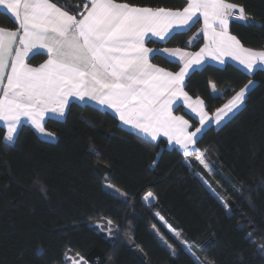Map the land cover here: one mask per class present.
<instances>
[{
	"label": "trees",
	"instance_id": "obj_1",
	"mask_svg": "<svg viewBox=\"0 0 264 264\" xmlns=\"http://www.w3.org/2000/svg\"><path fill=\"white\" fill-rule=\"evenodd\" d=\"M52 1L73 13L83 4ZM118 1L173 9L186 3ZM232 2L242 5L254 23L232 21L230 32L246 47H264V0ZM194 21L167 42L149 39L147 44L184 47L196 33L188 46L196 50L201 34L200 20ZM2 25L16 24L6 17ZM44 56L35 53L29 60L37 63ZM150 59L172 71L179 68L162 54ZM249 79L255 83L240 110L199 134L196 148L207 149L204 156L211 171L168 146L164 138H142L121 126L113 113L88 102L70 101L62 119H45L52 139L22 123L14 144L8 145L0 124V264H73L80 256L85 264H199L156 212L208 264H264V249L259 247L264 243V70L249 74L231 62L205 63L188 73L184 89L203 99L212 112ZM210 83L221 94H212ZM177 109L196 123L180 105ZM148 193L153 196L145 200ZM99 220L111 221L110 236L91 224Z\"/></svg>",
	"mask_w": 264,
	"mask_h": 264
},
{
	"label": "snow or ice",
	"instance_id": "obj_2",
	"mask_svg": "<svg viewBox=\"0 0 264 264\" xmlns=\"http://www.w3.org/2000/svg\"><path fill=\"white\" fill-rule=\"evenodd\" d=\"M0 7L18 25L15 29L0 26V121L8 145L14 144L22 118L40 133L52 136L44 127L45 115L65 116L70 98H75L111 109L142 138L156 141L160 135L167 137L185 157L194 156L211 171L204 156L207 149L196 148L199 134L210 122L219 126L238 112L255 81L249 79L210 116L204 101L193 99L184 90L186 75L207 56L221 64L230 57L249 74L264 70V49L244 47L229 30L232 21L254 23L245 8L232 0H186L183 8L176 9L83 0L82 6H75V13L52 0H0ZM197 14L203 18L205 38L199 52L146 46L150 37L167 42L194 23ZM36 48L46 49L48 59L32 67L25 58ZM161 53L177 58L182 64L179 70L153 64L150 54ZM180 100L198 117V127L193 129L183 115L174 114V105ZM152 196L148 193L145 199ZM221 203L230 208L227 201ZM259 247L264 249V243ZM73 264H85L84 257Z\"/></svg>",
	"mask_w": 264,
	"mask_h": 264
},
{
	"label": "crops",
	"instance_id": "obj_3",
	"mask_svg": "<svg viewBox=\"0 0 264 264\" xmlns=\"http://www.w3.org/2000/svg\"><path fill=\"white\" fill-rule=\"evenodd\" d=\"M53 2V1H52ZM118 2H123V1H118ZM55 3V2H54ZM59 6V5H58ZM135 6H137V5H135ZM185 6V5H184ZM140 7H147V6H140ZM152 8H156V7H152ZM183 8V7H182ZM6 17H8V18H10L12 21H14V23H15V18L14 17H12L11 16V14L10 13H8L7 12V10L5 9V8H3V7H0V26H3V27H6V28H8V29H15L18 25L16 24L15 25V27H7V26H4V25H2L3 24V22L6 20ZM194 20L195 19H199L200 20V25H199V27H198V32L201 34V44H200V46H199V48L198 49H196V50H192V49H190L188 46H178V47H170V46H150V45H148V44H146V46H148V47H150V48H165V47H167V48H180V49H182L183 51H185V52H188V53H197V52H199L200 51V49L201 48H203L204 47V45H205V38H204V34H203V32L201 31V29H202V26H203V18L202 17H200L199 16V14H197V16L196 17H194L193 18ZM192 22H190V24H191ZM232 34V33H231ZM149 39H152V40H155V41H157L156 40V38H154V37H150ZM148 39V40H149ZM189 39V38H188ZM187 39V40H188ZM186 43H187V41H186ZM244 47H246V46H244ZM247 48H249V47H247ZM253 49H255V48H253ZM261 49H264V47H262V48H259V49H256V50H261ZM35 53H42V54H44L45 56H44V58L41 60V61H39V62H37V63H32V62H30V57H31V55H33V54H35ZM162 55H164L165 57H167V58H169V59H171V60H174V61H177L178 63H179V68L182 66V64L178 61V59L177 58H172V57H168L167 56V54H164V53H161ZM151 55L152 54H150V57H151ZM26 59V63H28L30 66H32V67H38L40 64H42L45 60H47L48 59V55H47V50L46 49H42V48H36V49H33V51L32 52H30L29 53V55H28V57H26L25 58ZM224 63L223 64H221L219 61H217V60H214V59H212L210 56H207V57H205V59L201 62V64H199V65H193V67L189 70V72L191 71V70H193V69H198V68H200L202 65H204L205 63H211V64H214V65H216V66H224V64L225 63H228V62H231V63H233V64H235L236 66H238V67H240L241 69H243L244 71H246L237 61H235V60H233L232 58H230V57H225L224 58ZM152 62V61H151ZM153 63V62H152ZM154 64V63H153ZM158 66V65H157ZM159 67H161V66H159ZM161 68H164V67H161ZM179 68L177 69V70H175V71H178L179 70ZM164 69H166V68H164ZM166 70H168V71H172V70H169V69H166ZM188 72V73H189ZM247 72V71H246ZM188 75V74H187ZM187 75H186V77H187ZM186 77H185V79H186ZM184 84H185V81H184ZM213 83H210V85H209V88H210V92L212 93V94H221V91L220 90H218L216 87H215V90H213ZM185 90V89H184ZM239 90V89H238ZM238 90H236V91H238ZM235 92V91H234ZM234 92L232 93V95L234 94ZM190 96V95H189ZM193 99H195L197 96H191ZM231 97V96H230ZM230 97H228L221 105H219L218 107H221L224 103H226L227 102V100L230 98ZM200 98V97H199ZM201 99V98H200ZM203 100V99H202ZM70 101H77V102H81V101H79V100H76L75 98H70ZM84 102H88V103H91V104H93V105H95V106H97L98 108H100V109H103V110H108V111H110L111 113H113L114 114V112L111 110V109H107L106 107H103V106H100V105H98V104H96L95 102H93V101H84ZM181 106L182 107V109L187 113V114H189L192 118H194L195 120H196V123L195 124H192L191 123V121H190V119H189V117L187 116H185L183 113H181L180 111H178V106ZM173 111H174V114L175 115H183L184 117H185V119H187V120H189V122H190V124L193 126V129L195 128V127H198L199 126V119H198V117L195 115V113H193V112H191V110L190 109H188L185 105H184V103H183V101L182 100H180V101H178V102H176V104L174 105V108H173ZM214 111H212V112H209V115L211 116L212 115V113H213ZM115 115V114H114ZM47 117H55V118H58V119H62L63 117H57V116H54L52 113H47L46 115H45V119L47 118ZM117 119H118V117H116ZM45 121V120H44ZM44 121H43V123H44ZM118 122H119V124L121 125V126H123L124 128H126V129H128V130H130V131H132L128 126H126V125H124V124H122V122H120L119 121V119H118ZM22 123H27V124H29V125H31L26 119H24V118H22ZM21 123V124H22ZM0 124L1 125H3V122L2 121H0ZM209 125H213L214 127H217V125L216 124H214V123H209L208 124V126ZM19 127V126H18ZM33 128V127H32ZM35 131H36V133L39 135V136H41V137H43V138H46V139H52L54 136L52 135V136H47V135H44V134H42V133H40L39 131H37L35 128H33ZM46 132H49V131H47L46 130ZM138 134V133H137ZM139 135H141V134H139ZM159 138H164L165 140H166V142H167V145L168 146H174V147H176L177 149H179V147L177 146V145H175L174 143H169V141H168V138L167 137H165V136H163V135H160V136H158V138H157V140L159 139ZM148 139V138H147ZM150 140V139H149ZM180 150V149H179ZM181 152H182V150H180ZM202 151V150H201ZM189 160H191V161H195L196 163H198L199 164V162L198 161H196V159H195V157L194 156H188L187 157ZM203 167V166H202Z\"/></svg>",
	"mask_w": 264,
	"mask_h": 264
},
{
	"label": "rangeland",
	"instance_id": "obj_4",
	"mask_svg": "<svg viewBox=\"0 0 264 264\" xmlns=\"http://www.w3.org/2000/svg\"><path fill=\"white\" fill-rule=\"evenodd\" d=\"M211 167V166H210ZM198 173V172H197ZM201 179V181L204 183V181H207V179L201 174L199 173L198 175ZM205 184V183H204ZM110 185V184H108ZM205 186L212 192V194L221 202V200L225 201V199L223 198V196L217 192L216 190H214V188L210 185V183L207 181V185L205 184ZM110 188L113 189V187L111 186ZM147 196V195H146ZM145 196V197H146ZM151 197H149L148 199H150ZM146 200V199H145ZM157 217L161 220V222L164 224V226L168 229V231L185 247V249L190 252V254L198 261L199 264H208L207 262H204L203 259H201V257H199L198 253L195 251L194 248L191 247V245L186 242L183 239V235L180 234L178 231H176L174 228H172L169 223L161 216V214L159 212H156ZM91 224L95 225L97 227V229L103 231L106 236H110L111 235V231H112V227L109 225V223H104L103 221H95L92 222ZM154 233L160 237L159 233L154 230ZM178 234V235H177ZM168 248L171 249V247L167 244ZM193 253H195V255H193Z\"/></svg>",
	"mask_w": 264,
	"mask_h": 264
},
{
	"label": "built area",
	"instance_id": "obj_5",
	"mask_svg": "<svg viewBox=\"0 0 264 264\" xmlns=\"http://www.w3.org/2000/svg\"><path fill=\"white\" fill-rule=\"evenodd\" d=\"M196 38H197V34H196V33L192 34V35L189 37V39H188V41H187V44H188L189 46H191V45L194 43V41L196 40Z\"/></svg>",
	"mask_w": 264,
	"mask_h": 264
}]
</instances>
